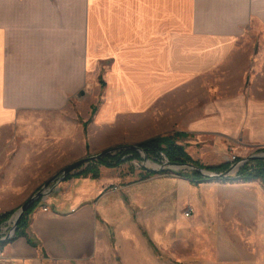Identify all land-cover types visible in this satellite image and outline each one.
Here are the masks:
<instances>
[{
    "label": "crops",
    "instance_id": "crops-1",
    "mask_svg": "<svg viewBox=\"0 0 264 264\" xmlns=\"http://www.w3.org/2000/svg\"><path fill=\"white\" fill-rule=\"evenodd\" d=\"M74 32L83 35L79 61L70 53ZM107 60L112 69L96 123L123 115L127 132L113 139L109 129L100 148L86 141L83 124L98 93L76 94ZM218 71L220 105L210 103L207 114H219L220 126L208 119L197 125L196 113L175 98L182 82L204 76L207 86ZM262 124L264 0H0V147L5 155L12 145L16 156H0V213L18 209L93 146L168 135L184 144L179 139L197 128L261 145ZM78 168L31 215L28 235L40 247L20 237L0 253V264H44V251L69 257L93 240L92 198L116 168L99 166L97 178L77 175Z\"/></svg>",
    "mask_w": 264,
    "mask_h": 264
},
{
    "label": "rangeland",
    "instance_id": "rangeland-1",
    "mask_svg": "<svg viewBox=\"0 0 264 264\" xmlns=\"http://www.w3.org/2000/svg\"><path fill=\"white\" fill-rule=\"evenodd\" d=\"M69 42L71 57L79 61L83 35L80 32L69 34ZM111 69L110 60L102 61L100 71L90 75L87 87L76 94L81 97L87 92L98 93L97 99L86 106L87 115L83 110L86 120L83 124L86 141L91 140L100 148L109 129L113 139L127 132L122 131L123 115L111 122L96 123L105 102ZM213 79L207 86L204 76L184 81L179 97L175 98L182 109L190 106V115L196 113L197 125L204 126L208 119L213 126H220L219 114H207L210 103L213 110L220 105L219 71ZM189 93L195 97H190ZM79 121L82 124L81 118ZM188 121L181 118L184 124ZM209 132L197 128L191 132V137L179 139L191 158L205 166L221 162L228 163L230 169L250 155L263 153L258 150L264 143L247 145L242 139L228 141L219 131ZM118 146L113 144L107 149ZM94 148L83 157L105 150L94 151ZM1 154L0 147L1 157H16L12 145L4 151L5 155ZM162 157L159 160L142 157L110 170L108 176L112 182L92 198L96 207L93 240L82 252L73 248L69 257L58 258L44 251V256L49 258L44 264H264V182L236 179L242 167L227 178L205 177L193 181L196 171L159 169L158 164L164 165L169 160L166 155ZM40 181L37 179L38 183ZM188 207H192L193 212L186 216ZM11 224L6 222L2 226L1 237L12 232Z\"/></svg>",
    "mask_w": 264,
    "mask_h": 264
},
{
    "label": "trees",
    "instance_id": "trees-1",
    "mask_svg": "<svg viewBox=\"0 0 264 264\" xmlns=\"http://www.w3.org/2000/svg\"><path fill=\"white\" fill-rule=\"evenodd\" d=\"M176 141L177 140L175 136H158L142 141L138 143L137 146L141 148L148 155L149 158H153L156 160H159L163 158V155H166L172 162H193L201 168H205L217 173L224 172L229 169L230 165L228 163L205 166L198 161H194L191 156L185 151L184 146L177 143ZM258 151L264 153V147L260 148ZM141 158V152L136 149H122L117 152L110 153L104 157H101L96 161L90 162L89 165L86 168L80 170L77 175L80 176L92 174L94 178H97L100 176L99 166L115 168L120 167L126 162H131ZM72 176L73 175L70 172L67 174L64 180H67ZM194 176L195 178L193 179V181L202 180L205 178V176L197 172H194ZM236 179L242 180L244 182L252 180H261L264 182V158H255L247 162L238 172ZM41 201L42 199L30 205L21 220L18 222V226L14 236L8 240L0 242V253L8 244L16 241L20 237H25L31 245L35 247L38 246L37 242H35L32 238L29 237L28 227L30 225L31 215L34 210L39 207ZM12 214L13 212L0 213V231L2 226L5 225V223L10 219Z\"/></svg>",
    "mask_w": 264,
    "mask_h": 264
},
{
    "label": "water",
    "instance_id": "water-1",
    "mask_svg": "<svg viewBox=\"0 0 264 264\" xmlns=\"http://www.w3.org/2000/svg\"><path fill=\"white\" fill-rule=\"evenodd\" d=\"M122 149H136L139 152H141L142 157H144L145 160H149L148 155L137 145H122L118 147H114L112 149H108L106 151H102L98 154L91 155L84 157L82 159H79L75 161L74 163H71L67 167H65L62 171H60L58 174H56L54 177L46 181V183L38 190L36 191L33 195H31L18 209L15 210V212L12 214L10 219L7 221H11L13 223V230L10 234L4 235L3 237H0V242L4 240H8L12 238L16 232L18 222L21 220L23 217L24 213L28 210L30 205L33 203L39 201L40 199H43L46 197L48 194H50L54 188L53 184L57 182H61L65 179L68 173L75 171L78 167L80 166H87L91 161H96L101 157H104L110 153L117 152ZM255 158H264V153H259V154H253L250 155L244 159H242L239 163H236L231 166V168L225 172H212L210 170L201 168L193 163H180V162H172L167 160L166 164L162 165H157L159 169L161 170H166V169H189L196 171L197 173L205 176V177H217V178H227L231 175L233 171H238L241 167H243L247 162L255 159Z\"/></svg>",
    "mask_w": 264,
    "mask_h": 264
},
{
    "label": "built area",
    "instance_id": "built-area-1",
    "mask_svg": "<svg viewBox=\"0 0 264 264\" xmlns=\"http://www.w3.org/2000/svg\"><path fill=\"white\" fill-rule=\"evenodd\" d=\"M44 209H45V210H48L47 207H44ZM192 212H193L192 207H188V208L186 209V211H185V215H186V216H189V215L192 214ZM11 223H12V222H8L9 226H10ZM11 225H13V224H11ZM7 229H8V228H7Z\"/></svg>",
    "mask_w": 264,
    "mask_h": 264
}]
</instances>
